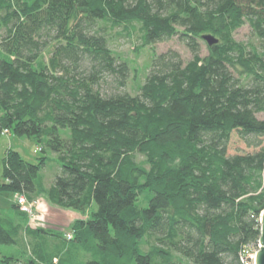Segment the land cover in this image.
I'll use <instances>...</instances> for the list:
<instances>
[{
	"label": "trees",
	"instance_id": "1",
	"mask_svg": "<svg viewBox=\"0 0 264 264\" xmlns=\"http://www.w3.org/2000/svg\"><path fill=\"white\" fill-rule=\"evenodd\" d=\"M246 23L259 47L235 38ZM135 24L144 46L177 36L192 56L156 55L137 95L109 32ZM210 33L219 41L204 54ZM0 110L1 128L61 166L44 188L49 156L9 148L0 196L46 193L87 214L73 226L85 264H244V247L259 245L264 0H0ZM236 132L259 149L228 152ZM23 227L0 213V244L21 243ZM33 252L25 264L53 263Z\"/></svg>",
	"mask_w": 264,
	"mask_h": 264
},
{
	"label": "rangeland",
	"instance_id": "2",
	"mask_svg": "<svg viewBox=\"0 0 264 264\" xmlns=\"http://www.w3.org/2000/svg\"><path fill=\"white\" fill-rule=\"evenodd\" d=\"M139 27L138 24L129 28L109 27L111 48L119 59L126 60L129 64L131 75L125 90L133 95H137L140 92L139 89L146 81L152 61L159 53L173 48L178 52L180 51L185 61H189L192 57L189 47L182 43L177 36L166 41L157 42L154 46H144L142 32ZM234 33L238 41L250 46H260L259 39L252 32L249 23L242 25ZM200 44L202 45V52L206 54L208 52L207 41L203 39ZM51 50L52 45L44 51L41 59L47 61L52 53ZM2 112L0 110V115ZM257 115L264 117L263 112H259ZM229 141L228 152L231 154L254 152L259 149L247 144L239 137L237 132L233 133ZM40 147L34 137L18 136L0 127V181L3 177L1 173L4 163L3 158L7 150L13 148L19 150L21 155L32 163L38 162L39 158L44 154L49 156L47 164L41 170L40 180L44 188L50 187L54 182L55 176L61 171V166L55 153L50 150L45 153ZM145 198L146 201L147 195ZM28 200L31 210L23 211L20 204L17 203L15 193L4 192L0 196L1 215L8 216L13 221L20 222L24 226L21 233V243L15 245L0 244V264H25L30 257L35 256L34 247L42 255L43 259H40L41 262L52 260V264H85L90 257L84 246L77 243L73 226L79 218L88 217L87 214L70 207L65 208L51 203L46 193L35 195L31 199L28 197ZM13 203L19 206V210L24 213L23 215L15 213ZM69 234L72 236L68 238ZM148 248V245H145V249ZM4 256L12 257V261L4 262L2 259ZM175 257L184 263H189L179 255Z\"/></svg>",
	"mask_w": 264,
	"mask_h": 264
},
{
	"label": "built area",
	"instance_id": "3",
	"mask_svg": "<svg viewBox=\"0 0 264 264\" xmlns=\"http://www.w3.org/2000/svg\"><path fill=\"white\" fill-rule=\"evenodd\" d=\"M5 129V131L9 132L8 129ZM17 197V203L20 204L21 209L23 211H29L31 210L29 208V203H28V195L26 193H15ZM72 235L69 234L68 238L71 237ZM259 245L256 247L254 245H247L244 247L242 253H241V259L244 264H256V254L258 251Z\"/></svg>",
	"mask_w": 264,
	"mask_h": 264
},
{
	"label": "water",
	"instance_id": "4",
	"mask_svg": "<svg viewBox=\"0 0 264 264\" xmlns=\"http://www.w3.org/2000/svg\"><path fill=\"white\" fill-rule=\"evenodd\" d=\"M203 39L207 41L208 45H214L219 41L218 37H216L214 34H205L203 35ZM261 225H262V230H261V238L259 240V250L257 251L256 254V264H264V209L262 210L261 213Z\"/></svg>",
	"mask_w": 264,
	"mask_h": 264
},
{
	"label": "crops",
	"instance_id": "5",
	"mask_svg": "<svg viewBox=\"0 0 264 264\" xmlns=\"http://www.w3.org/2000/svg\"><path fill=\"white\" fill-rule=\"evenodd\" d=\"M18 151H19V150H18ZM19 152H20V151H19ZM85 218H86V216H85ZM71 222H72V221H71ZM71 222H70V223H71ZM89 257H90V255H89Z\"/></svg>",
	"mask_w": 264,
	"mask_h": 264
}]
</instances>
